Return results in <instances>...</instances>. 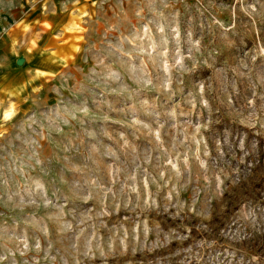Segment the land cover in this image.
I'll return each instance as SVG.
<instances>
[{
  "label": "rangeland",
  "instance_id": "obj_1",
  "mask_svg": "<svg viewBox=\"0 0 264 264\" xmlns=\"http://www.w3.org/2000/svg\"><path fill=\"white\" fill-rule=\"evenodd\" d=\"M264 0H0V264H264Z\"/></svg>",
  "mask_w": 264,
  "mask_h": 264
},
{
  "label": "trees",
  "instance_id": "obj_2",
  "mask_svg": "<svg viewBox=\"0 0 264 264\" xmlns=\"http://www.w3.org/2000/svg\"><path fill=\"white\" fill-rule=\"evenodd\" d=\"M260 149L259 152L250 153L248 161L252 163V177L259 176V181H264V149L262 147Z\"/></svg>",
  "mask_w": 264,
  "mask_h": 264
}]
</instances>
